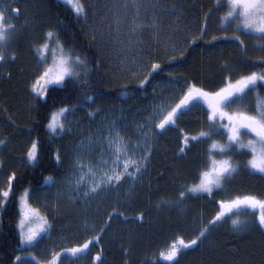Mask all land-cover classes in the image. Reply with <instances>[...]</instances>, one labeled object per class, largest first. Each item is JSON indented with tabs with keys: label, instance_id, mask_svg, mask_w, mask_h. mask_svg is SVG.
Wrapping results in <instances>:
<instances>
[{
	"label": "trees",
	"instance_id": "16d2710c",
	"mask_svg": "<svg viewBox=\"0 0 264 264\" xmlns=\"http://www.w3.org/2000/svg\"><path fill=\"white\" fill-rule=\"evenodd\" d=\"M15 1L22 10V15H27V20L32 23V42L38 43L48 28L52 27L59 32L66 47H72L77 53L88 58L89 76L84 77L81 74L80 80L87 79L91 87L79 88L78 81L69 80L66 87L55 88L48 97L47 104L33 107V97L26 92L27 81H21L20 77L16 76L15 71L19 65L15 64L16 70H10V77L7 73L1 74L0 139H6L8 142L6 145H0V159L4 160L3 167H0V188L7 186V177L13 170L17 176L12 181L13 193L9 202L0 210V264H12L18 254L16 197L24 187L38 190L49 186L45 184L44 176L53 175L59 179L66 172L65 163L69 157L67 151L72 149L69 147L71 144L67 143V150L63 149V142L58 146V142L53 140L52 133L46 128V115L54 107L77 103L83 94L95 95L94 108L99 109L101 113L107 110L112 116L125 117L127 109L145 111L143 118L136 120L137 124H141L148 116L149 102L165 95L172 97V100L178 99L176 94L180 93L184 84L179 77L187 76L189 80L195 79L204 87L214 88L221 86L223 77L228 75L225 61L233 71L239 70L244 74L260 71L264 67V64L252 62L258 55L253 52L257 39L255 36L237 33L245 40L244 46H239L238 42L232 40L212 45L208 43L212 36L222 35L216 28L219 26L218 17L225 10L224 0H220L219 10L212 14L208 34L191 44L185 43V37L190 39L191 35L199 36L197 25L203 21V13L212 8L217 0H162L165 9L170 10V13H156L155 16L161 22V31L159 34L150 31L148 36L141 40L136 55L139 57L151 53L163 57L165 45L170 47L172 44H179L187 50L184 57H178L173 62L164 57L162 70L155 74L154 79L150 77L144 86H140L132 75V79L126 78L123 70L120 77L117 65L108 53V46L99 37V32L104 31L103 27H99V20L106 19V10L98 5L102 0H84L87 6L86 19L77 16L65 0ZM25 33L28 32L23 30L22 34ZM228 36H232L231 30ZM22 41L19 42L18 56L20 53L23 56L26 52L32 61L27 38ZM242 47H247L248 53H244ZM245 59L247 63L244 62ZM259 91L264 95V87ZM127 92L132 94L125 95ZM247 102H254L252 94L247 98ZM92 104H88L87 108H80L88 113L87 109ZM9 116L15 121L14 125L9 122ZM177 123L179 128L195 134L205 123V117L201 108L195 107ZM36 138L40 140V160L36 165H31L26 160V148L30 140ZM179 142V130L170 128L169 133L160 139L154 149L144 175L131 188V195L124 188L126 179L118 199L121 205H117L116 199L110 201L109 205L119 208L122 215H116L117 218L111 221L109 241L104 245L100 244L104 264H154L153 257H157L164 264L160 252H165L177 235H183L185 239L196 235L197 229L207 223L218 210L217 201L227 199L230 195L246 193H256L264 197V177L260 174L241 172L230 181L225 190L216 191L214 197L194 195L182 204H161V200L175 201L180 174H186L200 158L198 152L202 153L207 147L206 144H201L186 156L178 157L176 153ZM56 149L63 155L64 162L59 165L53 158ZM108 212H111V207L104 213L105 220ZM141 212L142 219L137 215ZM238 212H241V220L247 221V226L234 227L232 217L223 220L210 229L207 238L198 246L183 249L179 264H264V230L253 219L254 212H258V209H241ZM125 249H128L127 254ZM99 250L101 249L98 246L92 248L89 253L90 261Z\"/></svg>",
	"mask_w": 264,
	"mask_h": 264
},
{
	"label": "snow or ice",
	"instance_id": "6c2138e0",
	"mask_svg": "<svg viewBox=\"0 0 264 264\" xmlns=\"http://www.w3.org/2000/svg\"><path fill=\"white\" fill-rule=\"evenodd\" d=\"M77 16L87 18V6L84 0H65ZM220 0L203 13V21L198 23L196 31L199 36L191 35L190 39L185 37V43L191 44L198 39H203L208 34L211 17L214 11L220 8ZM130 7L135 9V15L131 17V24L128 43L120 42L123 47L133 48L142 39L141 33L145 27H149L154 33L161 31V22L153 15L150 20L141 19V11L156 9L159 7L154 0H131V4L124 3L116 8L128 12ZM225 10L218 17L219 26L216 31L222 33L221 36H212L208 41L210 45L232 40L238 42L239 46L245 45L242 35L257 37L253 52L258 53L253 63L264 64V0H226L223 5ZM20 12L19 8H12L11 4L0 0V67L4 64L12 63L17 58V52L8 51L13 40L16 38L18 26L14 23V14ZM116 34L120 33L121 18L117 16ZM231 30L232 36H228ZM187 31V29H186ZM103 36V34H102ZM164 56L141 55L132 57L136 62L134 67L128 71L138 80L140 86H144L155 74L161 71V63L164 57L168 61H176L178 57H184L186 48L179 44L165 45ZM244 53H248L247 47H242ZM37 54L38 67L33 69L31 83L29 85L30 95L33 97V107L40 104H47L48 97L56 87L64 88L69 80L78 81L79 88H88L87 79L80 80L81 74L88 77L90 69L88 58L77 53L72 47H66L64 41L60 39L59 32L49 27L43 37V42L35 48ZM51 59V62H48ZM247 63V59L244 60ZM228 75L223 77L221 86L209 88L204 87L195 79L189 80L187 76L179 77L184 81L178 99L162 100L159 105H154L152 113L137 126L138 134L135 140L130 136L122 135L121 128L117 121L110 120L105 126L97 129L94 134L82 135L75 146L72 156V164L65 183L68 191L76 199L91 201L99 197L102 193L116 192L119 194L124 185V181L130 178L129 195H131V185L143 175L147 165L151 160L154 151L155 141L170 128H176L180 132V142L178 145V157L186 156L194 147L206 144L200 157L186 174H180V182L175 201L161 200V204L170 205L173 203L182 204L194 195L207 194L214 197L216 191H223L235 176L241 172L249 174H260L264 177V95L259 89L264 87V67L260 71H251L246 74L239 70L233 71L224 62ZM146 73V74H144ZM8 77L11 73L7 74ZM143 76V78H140ZM175 82V81H174ZM68 93L66 92L65 95ZM131 92L125 95H131ZM252 94L254 102L248 103L247 98ZM95 95L83 94L82 99L77 103L63 104L54 107L46 115V128L54 135H62L72 130V119L70 117L76 113L78 108L85 107L90 103H95ZM55 104V101H53ZM199 107L205 117V123L201 125L199 131L192 134L190 131L179 128L178 121L193 108ZM89 117L98 114L99 109H87ZM35 119V117H33ZM11 124L15 121L8 117ZM6 139H0V145L7 144ZM56 163L62 164L63 155L59 149L53 154ZM26 160L31 165H36L40 160V140L31 139L26 148ZM4 160L0 159V167H3ZM17 173L13 170L8 175V183L4 188H0V210H3L9 202L13 193L12 181ZM46 185L57 184V178L53 175L43 177ZM34 189L24 187L16 197L17 220L16 228L19 238L17 245L18 254L12 264H63L61 254H70L69 258L86 256L92 251L94 246L100 247L91 257V264H104L103 249L100 241L107 228L111 226V220L116 215H122L119 208L109 205L111 212L107 213V219L100 226L89 228L87 221H84L85 232H95V235H85L70 241L71 246L60 248L58 252H53L50 260H41L32 251H25L26 248H36L45 238L50 239L53 224L50 220L51 211H59L57 205L34 206L32 202ZM39 203V202H37ZM43 207L44 211H41ZM218 210L212 215L207 223H203L197 234L190 239H185L183 235L175 236L167 251L160 252V257H164V264H179V257L183 249L191 246H198L212 227L223 220L232 217V225L236 228L245 227L247 221H241L236 212L241 209H258V215L253 219L258 226L264 230V197L256 193H246L230 195L227 199H220L216 202ZM141 219L143 213L137 214ZM98 227V230H97ZM127 254L128 249L124 250ZM154 264H162L157 257H153Z\"/></svg>",
	"mask_w": 264,
	"mask_h": 264
},
{
	"label": "rangeland",
	"instance_id": "374dc122",
	"mask_svg": "<svg viewBox=\"0 0 264 264\" xmlns=\"http://www.w3.org/2000/svg\"><path fill=\"white\" fill-rule=\"evenodd\" d=\"M226 2V0H224ZM4 3L11 4L12 8H19L15 0H3ZM131 4V0H102L99 7L105 9V16L106 19L103 18L99 20V27H103L104 31L99 32V37L108 46V53L111 55L113 61L117 65L116 68L120 72V77H122L121 71L123 70V73H125L124 76L126 78L131 77V73L128 71L130 67L135 66V61L132 59V57H137L136 52L138 50V46L141 44V40L148 36L150 31H153L149 27H145L144 31L140 34L142 39L137 43V45L133 48H126L123 47L120 43L121 41L124 44L128 43V37L131 35L129 32V26L131 24V17L135 15V9L130 7V10L128 12H124L121 8L118 10L116 8L117 5H123L124 3ZM154 2L159 5L156 9H148L146 12L141 11V19L142 20H150L153 15H156L157 12L160 11H167L170 13V10L165 9V5L162 4V0H154ZM105 3V4H104ZM97 5V4H96ZM25 11V8H24ZM23 11V12H24ZM96 15V11H95ZM119 16L121 18V30L119 35L116 34V21L115 18ZM14 23L18 26V32L16 35V38L13 40L10 48L8 49L9 52L12 50H15L18 54V48L20 46L21 40L25 41V38H27V45H29L30 54L32 57V61H30L29 55L24 52L23 56L20 53L19 56L17 55V58L14 62L4 64L2 67H0V77L1 74H8L10 70L15 69V64L19 65V68L15 71L17 73V77H20V80L27 81L26 85V92L29 96V85L31 83V76L32 71L36 67H38L37 64V54L35 53V48L40 43L43 42V37L41 40L37 42L34 41L33 38L30 37V35H34L33 30L31 32V21L27 20V15H22V10L18 14H14ZM23 30L27 31L28 33H25L24 35ZM29 30V31H28ZM30 32V33H29ZM103 34V36H102ZM22 41V42H23ZM143 41V40H142ZM32 42V43H31ZM48 62H51V59H49ZM14 65V68H13ZM21 66V67H20ZM132 79V77H131ZM166 96V95H165ZM161 97L158 96L153 101L149 102L150 107L148 109V115L152 113V109L154 105H159L162 100H171L173 102L176 101V99L172 100V97ZM95 104L93 103L88 107V109L96 110ZM94 108V109H93ZM141 109V108H139ZM145 111H138V109H127L126 114L124 113L125 117H116L112 116L107 110L104 113L98 112L97 115L94 117H89L88 113H86V110L83 108H80L74 113L70 119H72V130L71 132H66L62 135H54L52 134V137L54 138V141H57V145L59 146V143L63 142V149H66L67 143L71 144L72 149L67 151V154H69L68 160L65 163L66 166V172L57 179V184L43 187L38 190H34L33 196H32V202L34 206H42L43 204L47 203L48 205H57L59 208V211H51L50 212V220L52 221L53 228L51 233V238L47 239L45 238L40 242V244L34 248H26L25 251H32L35 252L41 260H50L53 252H58L60 248H67L71 246L70 241H73L77 238H83L85 235H95V232H85L84 229V221H87V224L89 228L92 226H100L104 223L103 220H105L104 213L107 211V208L109 207L110 201L116 199L117 205L120 206L121 202L118 201L120 199L119 194L116 192L111 193H102L99 197L91 200V201H83L80 199H76L72 196V194L69 193L67 184L64 182L68 173L70 172V166L72 164V156L74 154L75 146L81 139L82 135H89L94 134L97 129L103 128L105 126L104 123H101V121H107L115 120L117 121L118 125L121 128V134L130 136L133 140H135L136 135L138 134V128L137 126L139 123H136V120H140V118H143V115ZM146 119V118H145ZM144 119V120H145ZM143 120V121H144ZM141 121V122H143ZM169 133V130L167 132H164L162 135H160L155 141H153L154 149L157 148V145L163 136ZM67 150V149H66ZM65 151V150H64ZM66 152V151H65ZM145 173V171H144ZM143 173V175H144ZM258 174V173H257ZM142 175V176H143ZM141 178V176L139 177ZM138 178V179H139ZM136 180V182L138 181ZM129 185H130V178L127 179L126 184L124 188H126L129 191ZM134 185H131V188ZM124 194V193H123ZM202 196L209 197L207 194H203ZM39 202V203H37ZM41 211L43 212L44 209L41 207ZM259 211V210H258ZM241 212H237L236 215L241 220ZM256 215H258V212H255ZM117 217L114 216L112 220H115ZM111 220V221H112ZM242 221V220H241ZM97 223H100L99 225ZM247 226V224H246ZM109 227L107 228V231L103 234V239L100 241L101 245H104L109 241ZM98 230V227H97ZM110 234V233H109ZM167 251V250H166ZM165 251V252H166ZM70 254H61V260H63V264H91L90 261V255L89 253L86 256H81L79 259L76 257L69 258ZM59 264V261L57 262Z\"/></svg>",
	"mask_w": 264,
	"mask_h": 264
}]
</instances>
